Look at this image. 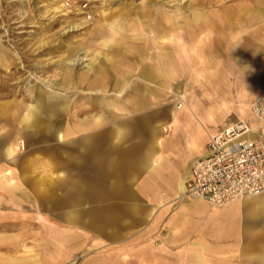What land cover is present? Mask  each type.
Listing matches in <instances>:
<instances>
[{"label":"rangeland","instance_id":"374dc122","mask_svg":"<svg viewBox=\"0 0 264 264\" xmlns=\"http://www.w3.org/2000/svg\"><path fill=\"white\" fill-rule=\"evenodd\" d=\"M163 15L177 18L176 26L165 27ZM195 15L209 18L196 26L185 22ZM153 16L173 34L172 40L161 44L150 36L147 43L123 35L132 27L142 28L147 34L146 27H154ZM146 43V58L127 50L132 44ZM197 47L204 48L205 52L200 53L205 63L199 67V82L195 85L188 82L191 67L186 56L193 54L190 48ZM156 50L180 54L177 79L161 83V79L146 82L140 78L142 65L153 63ZM114 60L120 63L119 73L132 74L119 94L113 87L117 74L112 67ZM89 62H100L104 68L105 92L94 91L86 81L69 84L66 90L58 86L63 69H70L75 79ZM263 79L264 0H0V112L6 101L13 103L10 110L16 112L20 110L19 101L36 104L41 92L58 91L70 100L58 121L72 130L67 141L70 144L49 139L33 128L35 131H27L21 138L26 145L16 153V163L0 157V165L18 176L17 188L0 189V209L9 215L0 218L6 219L0 226V236L21 234L28 249L18 252L0 248V254L36 256L40 260L51 252L52 239L56 240L55 256L57 252L61 255L60 248L66 242L74 250L84 243L86 246L89 240H98L94 228L99 218L89 216L91 202L83 198L89 188L97 187L89 183L97 181L90 172L98 162L94 146L99 142V130L125 131L123 143L144 140L147 144L148 136L157 128L156 114L162 109L167 113L182 103L185 111L181 120L191 132L201 131V143H205L225 120L243 119L251 126L255 124L250 105L262 90L255 86ZM144 86L154 88L156 94L145 105H133L135 91ZM175 92H184V100L180 101ZM98 100L113 101L120 110L103 107ZM224 107L229 109L225 114ZM238 113L243 118H236ZM18 120L8 121L7 126L13 127ZM164 120H169V114ZM76 123H86L85 129L76 131ZM76 144L85 148L79 149ZM50 173L53 177L59 175L53 185L45 179ZM19 191L26 194L20 202L14 200ZM93 192L90 190V194ZM68 211L77 212V221L65 222ZM69 227L68 234L65 229ZM81 252L74 251L71 257Z\"/></svg>","mask_w":264,"mask_h":264},{"label":"crops","instance_id":"0c3cea01","mask_svg":"<svg viewBox=\"0 0 264 264\" xmlns=\"http://www.w3.org/2000/svg\"><path fill=\"white\" fill-rule=\"evenodd\" d=\"M208 18L193 17L185 22L196 26L201 21H208ZM163 19L165 27L176 26L177 18L163 15ZM151 21L156 30L146 27L147 34H144L142 28L132 27L131 32L123 35H130L129 38L133 41L143 40L147 43L152 39L150 36L160 40L161 44L173 39V34L158 23L157 17L153 16ZM147 43V46L132 44L127 50H135L142 58H146ZM190 49L193 54L185 55L186 63L191 67L188 71V82L196 85L199 82V67L205 63L202 62L200 52L204 53L205 50L199 47ZM180 52L183 53L184 49L181 48ZM153 57L152 64H143L140 69L139 76L142 80L156 82L157 79H161V83H169L177 79V73L181 69L180 54H173L168 50H156ZM119 64L115 60L112 61V67L117 73L114 76L113 87L118 94L128 85L132 75L128 72L119 73L117 70L120 69ZM227 64L228 61L226 67ZM62 72V82H59L58 86L63 87L64 90L68 89L69 84L73 85L75 82L81 84L85 81L89 86H94L91 89L96 92L106 90V86L102 85L104 68L100 62H89L86 68L76 73L75 79L67 67ZM227 81L229 80H225V83ZM255 88L263 90L264 79ZM51 93L56 94L60 101H54L57 102L55 107L54 102L51 101L49 111L46 109L39 112L37 124L30 129L21 126L22 113L21 116L18 114L19 120L18 116L15 118L12 115L11 118L4 120L0 114V126L3 127L7 140L11 142L14 139L18 142L17 140L26 136L27 131H35L33 128L38 132L41 131L49 139H57L64 143L69 140L72 130L58 121V115L67 111L70 100L64 93L53 90ZM135 93L137 94L132 97V104L136 106L145 105L152 100L151 95L156 94L154 88L149 86L139 87L138 92ZM175 95L180 101L184 100V92H175ZM36 99V104L42 101L39 96ZM45 101L44 106H48L47 97ZM64 101L67 103L66 109L60 106ZM100 102L103 103V107L110 106L120 110V106L113 101ZM5 104L6 102L3 103V107ZM173 108L167 113L162 109L156 114L159 119L157 128L148 136L150 139L147 144L143 143L144 140L141 143L137 141V143H123L121 138L127 134L125 131L121 133L118 129L109 132L98 131L99 142L94 146L98 149V162L90 172L97 181L89 183L97 187L89 188V194L83 198L91 202L89 216L99 218L94 228V233H98V240L94 242L89 240L88 245L84 246V243L82 248L77 246L74 250L71 249L70 242H66L60 248L61 255L59 256L57 252L58 255L55 256L56 240L52 239L51 252L46 253L40 260L36 256L24 258L2 253L0 264H28V262L32 264L47 262L49 264H250L251 258L254 264H264V191L243 196L236 202L224 206H217L203 199L188 200L179 197L184 181L191 176L192 163L205 154L207 141L201 143V131L191 132L181 120L180 116L185 111L182 103ZM228 110L224 107L222 113L225 114ZM168 114L169 120L166 122L164 118ZM236 115V118H243L242 113ZM16 119L18 121L13 127L7 126L8 121H16ZM54 120L57 124L53 122ZM43 121L46 124L42 126ZM232 121V119L223 121L217 130ZM84 125L86 123H76L74 129L84 130ZM60 132L63 135L62 139L59 138ZM77 147L85 148L83 144ZM1 156L8 162L18 161L16 155L14 160H11L2 150ZM17 177L11 168L0 165V189L17 188L15 181ZM57 177L59 175L53 177L50 173L45 179L50 180L49 183L53 185V180ZM21 180L19 178V181ZM90 190L94 191L93 194H90ZM25 196V193L19 191L14 196V200L20 202ZM0 218H9V215L0 209ZM77 219V212L66 213L65 222L73 223ZM5 222L6 219H0V226ZM65 231L69 234L71 228ZM20 237L21 234L1 235L0 248L18 252L28 250ZM79 249H82V252L71 257L72 252L74 254V251Z\"/></svg>","mask_w":264,"mask_h":264},{"label":"built area","instance_id":"2783aa9c","mask_svg":"<svg viewBox=\"0 0 264 264\" xmlns=\"http://www.w3.org/2000/svg\"><path fill=\"white\" fill-rule=\"evenodd\" d=\"M254 126L239 119L210 135L205 154L194 161L187 197L217 206L264 190V90L251 102Z\"/></svg>","mask_w":264,"mask_h":264},{"label":"bare ground","instance_id":"6f19581e","mask_svg":"<svg viewBox=\"0 0 264 264\" xmlns=\"http://www.w3.org/2000/svg\"><path fill=\"white\" fill-rule=\"evenodd\" d=\"M144 13H145V11H144ZM195 17H199V16H197V15H195ZM156 23H157V21H156ZM71 26H73V25H71ZM42 88H43V86H42ZM44 89V88H43ZM42 89V90H43ZM264 90V89H263ZM44 91V90H43ZM48 91V90H47ZM262 91V90H261ZM260 91V92H261ZM259 92V93H260ZM258 93V94H259ZM46 96H45V95ZM257 94V95H258ZM42 97V98H41ZM47 97V102H49V104H48V106H44V104H43V102L45 101V98ZM39 98H40V100H42L39 104H32V103H28V104H26L25 102H23V101H19L20 103H19V111L17 110L16 112H12L11 110H10V108H11V105H13V103H11V102H7L6 101V104L4 105V107L2 108V110L4 111H2V113H0L3 117H4V120H7V119H9V118H11L12 116L13 117H17L18 116V114H21L22 113V116H21V118H20V124H21V126L23 127V128H29L30 129V127H32V126H34L35 124H37V122H38V113L39 112H41L42 110H46V109H48V111L50 110V103H51V101H57V100H59V97L58 96H56V94H53V93H51V91L50 92H41V94H40V96H39ZM60 101V100H59ZM46 102V101H45ZM34 103V102H33ZM57 105V102H54V107ZM66 105H67V103L64 101V103H62V104H60V106H62V107H64L65 109H66ZM21 107H22V110H21ZM7 109H9L10 110V112L9 111H7ZM174 109V108H173ZM174 111V110H173ZM12 115V116H11ZM1 116V117H2ZM55 119V118H54ZM5 125V124H4ZM19 125V124H18ZM252 126H254V125H252ZM17 127V126H16ZM59 128V127H58ZM4 129H6V128H4ZM23 130V129H22ZM58 132V131H57ZM6 133H4V131H3V127H1L0 126V151L2 150V152L4 153V155L7 157V158H9V159H11V160H14V158H15V155H16V152L17 151H20L21 149H23V148H25V145H26V143H25V141L24 140H22V139H19V140H17L18 142H16L14 139L10 142L9 140H7V137H6V135H5ZM210 137V136H209ZM208 137V138H209ZM13 138V137H12ZM59 138L60 139H62L63 138V135H62V133L60 132L59 133ZM208 140V139H207ZM194 163V162H193ZM192 163V164H193ZM191 168V167H190ZM190 176V175H189ZM189 179V177L184 181V184H183V188L180 190V192H179V197L181 198V199H199V198H192V197H187L186 196V194H185V190H186V186H185V184H186V181ZM264 191V190H263ZM263 191H261V192H263ZM260 193V192H259ZM257 194V193H256ZM248 195H252V194H248ZM246 196V195H245ZM243 197V196H242ZM240 198H238L237 200H239ZM237 200H235L234 202H236ZM234 202H232V203H234ZM231 204V203H230ZM228 205V204H227Z\"/></svg>","mask_w":264,"mask_h":264}]
</instances>
